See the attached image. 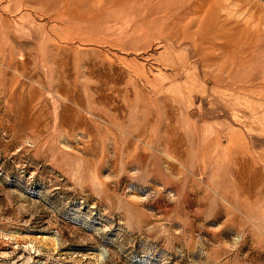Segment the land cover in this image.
<instances>
[{
	"label": "rangeland",
	"instance_id": "obj_1",
	"mask_svg": "<svg viewBox=\"0 0 264 264\" xmlns=\"http://www.w3.org/2000/svg\"><path fill=\"white\" fill-rule=\"evenodd\" d=\"M0 264H264V0H0Z\"/></svg>",
	"mask_w": 264,
	"mask_h": 264
}]
</instances>
